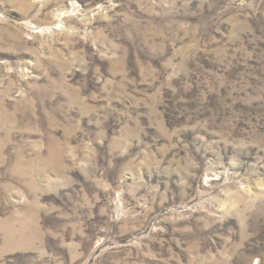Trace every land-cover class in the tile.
<instances>
[{"label":"rangeland","instance_id":"rangeland-1","mask_svg":"<svg viewBox=\"0 0 264 264\" xmlns=\"http://www.w3.org/2000/svg\"><path fill=\"white\" fill-rule=\"evenodd\" d=\"M0 264H264V0H0Z\"/></svg>","mask_w":264,"mask_h":264}]
</instances>
